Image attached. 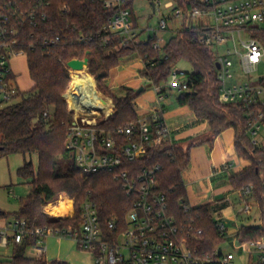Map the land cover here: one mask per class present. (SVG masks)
<instances>
[{
	"label": "built area",
	"instance_id": "2783aa9c",
	"mask_svg": "<svg viewBox=\"0 0 264 264\" xmlns=\"http://www.w3.org/2000/svg\"><path fill=\"white\" fill-rule=\"evenodd\" d=\"M55 1L64 14L70 11L72 1L101 4L111 13L104 26L110 35L104 38V46H108L113 38L116 49L133 43L152 42L153 49L161 51L168 41L162 44L164 38L159 36V32L171 31L169 24L181 18L182 24L173 31L174 35L185 23L181 10H175L172 0L151 1L154 13H163L164 2L165 9L171 14L163 16L154 30L155 34L147 38L142 37L144 30L135 25L128 0H0V96L3 101L13 103L20 93L11 61L17 56L27 58L25 49H19L23 27H35L40 21H45L46 9ZM198 1L204 7L192 10L187 24L189 21V26L200 30L197 41L212 50L220 83L219 102L241 105L248 117L247 135L254 144L263 146L264 82L261 80L264 76L256 75L264 64V44L256 33L264 31V28L256 25L264 24V0ZM63 39L58 35L51 43H59ZM89 39L82 37L80 40ZM65 65L71 82L63 97L72 117L66 148L73 154L83 177L101 172L113 174L123 190L135 199L127 212L125 225L117 219H104L98 204L87 199L81 206L79 227L45 226L35 230L39 238L30 248L34 257L44 258L48 237H67L79 250L90 253L95 264H264V240L237 241L231 252L218 249L211 254L200 252L193 246L192 239L202 235V229L194 220L183 226L169 213L166 196L158 189L160 166L141 170L124 168L125 163L143 158L149 148L159 147L164 142L173 143L171 130L164 119V103L168 91L174 89L182 93L189 90V74L173 68L167 79L155 87L160 107L151 116L141 117L118 128L113 134L100 123L114 114V102L100 93L89 65L82 71L71 69L68 62ZM90 83H93V89ZM92 90L94 94L90 96L89 91ZM229 167L225 165L224 169ZM238 195V213L250 216L253 211L251 187H243ZM71 202V212L67 216L53 215L47 210L49 206L60 204H49L41 213L68 221L75 213V203ZM217 227L220 234L226 236V225L219 222ZM29 232L25 220L14 219L0 229V248L22 244ZM253 250L258 253L255 260L252 258ZM239 252L241 256L237 262Z\"/></svg>",
	"mask_w": 264,
	"mask_h": 264
},
{
	"label": "trees",
	"instance_id": "16d2710c",
	"mask_svg": "<svg viewBox=\"0 0 264 264\" xmlns=\"http://www.w3.org/2000/svg\"><path fill=\"white\" fill-rule=\"evenodd\" d=\"M136 1L128 0V5L137 26L133 8ZM172 1L175 10H181L185 23L161 51L154 50L152 42L133 43L116 49L113 38L108 46H104V38L110 36L104 26L111 13L99 3L72 1L70 11L64 14L55 1L46 9L45 21H40L35 27H23L19 49L27 52L29 75L34 87L26 94L20 92L19 102L0 107V158L11 154L36 155L38 163L35 166L32 161L26 162L18 171L31 189L22 198L20 211L13 214L14 219L27 222L30 232L22 244L14 245L11 258L0 261V264H69L59 260L47 262L44 258L30 257L27 252L38 241L39 237L34 233L37 228L79 227L81 206L89 198L98 204L104 219H117L119 223L126 224L127 212L135 198L123 190L113 174L101 172L83 177L73 154L66 148L72 117L63 97L71 82L65 64L85 57L89 58V71L95 75L98 88L113 99L114 114L100 123L113 134L118 128L141 118L134 107L137 94L132 89L126 88L125 94L117 97L104 85L121 59L133 54L141 56L144 68L140 75L155 87L167 79L178 62L185 60L193 65L194 71L189 73V90L179 93L176 102L181 107H188L198 119L207 120L212 136H218L228 128L234 129L236 152L250 165L239 174L230 176L231 195L236 197L238 204L240 190L245 186L251 187L252 197L261 205L259 211L263 220L262 228L242 225L236 239L238 242L264 240V145L254 144L247 135L248 117L241 105L219 102L220 83L212 50L197 41L200 30L187 24L189 13L204 6L198 0ZM58 35L64 39L52 44L51 40ZM256 36L264 44V31H258ZM82 37L90 39L82 42ZM149 120L151 122L152 119ZM63 162L68 163L65 169ZM189 163L190 148L164 142L159 147L149 148L143 158L125 163L124 168L141 170L160 166L158 189L166 196L169 213L183 226L194 220L202 229V235L193 238L192 244L200 252L211 254L226 238L218 230L219 222L214 218L211 204L193 207L189 203L183 179ZM63 195L75 202V213L70 220L62 221L41 213L43 206Z\"/></svg>",
	"mask_w": 264,
	"mask_h": 264
},
{
	"label": "crops",
	"instance_id": "0c3cea01",
	"mask_svg": "<svg viewBox=\"0 0 264 264\" xmlns=\"http://www.w3.org/2000/svg\"><path fill=\"white\" fill-rule=\"evenodd\" d=\"M171 92L168 91V96ZM177 112L181 116L185 115L184 111L177 110ZM168 115L169 113L164 109V119L171 130L173 143L190 148V163L183 173L189 203L193 207H196L198 203L200 206L206 204L213 206L215 220L226 225L225 242L233 248L234 243L237 242L236 235L240 227L251 225L244 223V218L241 217L245 216V219H249L251 215L239 214L240 200L237 204L236 197L231 195L230 176L239 174L250 165V163H243L242 161L247 160L239 158L236 152L235 131L233 128H228L218 136H212L208 121L198 119L191 110L187 114L190 115V120L186 123H182L180 120L176 121L175 117H168ZM29 161L37 166L38 157L36 155L11 154L0 158V229L11 223L14 220L13 214L20 211L21 200L24 196L21 195L22 192L18 191L17 187L26 184V182L19 176L18 171ZM225 165L230 167L224 169ZM261 221L262 224L263 220L261 219ZM222 244L216 249L222 250ZM14 245L11 244L13 249ZM45 246L44 259L47 262L59 260L69 264H88L86 261L88 259L85 258H89L90 262L92 259L90 254L78 251L74 241L67 237H48ZM253 254L252 258L255 260L258 253L255 251ZM238 255L237 262L240 261L241 252ZM30 257H34V255Z\"/></svg>",
	"mask_w": 264,
	"mask_h": 264
},
{
	"label": "rangeland",
	"instance_id": "374dc122",
	"mask_svg": "<svg viewBox=\"0 0 264 264\" xmlns=\"http://www.w3.org/2000/svg\"><path fill=\"white\" fill-rule=\"evenodd\" d=\"M133 8L137 19V27H139L141 30H144L142 36L143 38L145 37L147 38L148 36H153L155 34L154 30L158 28L159 21L163 18V16H167L171 14L170 10L165 9L164 2L162 4V8H163L162 12L164 14L161 12L154 13L152 7L150 6V3L144 0H137L134 3ZM189 23L190 22L188 21V24ZM181 24H182V19L180 18L177 19L175 22L169 24L171 31L159 32V36L164 38L162 44H165L172 37L173 31L176 30L177 28H180ZM257 26L264 28V24L256 25V27ZM245 38L246 36L244 37V39ZM11 67L13 72L17 76V85L19 87L20 92L26 94L27 92L32 90L34 87V83L29 75V68H28L26 56H17L16 58H14L11 61ZM143 67H144V62L141 56H139L138 54L130 55L120 60V64L116 68L111 70L110 77L104 82L105 87H107L110 90L113 96L121 97L125 94L126 88L132 89L135 92V94H137V97L134 101V107L138 115L141 117H145L148 114H152L155 110H157L160 107L158 104V96L156 94L155 86L150 85L149 81L145 77L140 75V70ZM175 69L180 72L188 73V74L189 73L191 74L194 71L193 65L185 60L178 62V64L175 66ZM93 76L95 77V75ZM256 76H264V64H262L260 68V72ZM98 90L102 95H104V97L109 98L113 101L110 95L104 93L100 88H98ZM176 96H177V91L173 89L171 94L169 93V96L166 98V102L164 103V109L167 110V112L169 113L168 117L172 116L175 117L176 121L180 120L182 123H186L190 120V115H187L190 113V110L188 107L179 106L176 102ZM20 100L21 97L19 96L13 100V103L19 102ZM9 103L10 102L3 101L2 97L0 96V107H4ZM177 110L184 111L185 115L183 116L179 115ZM242 162L245 164L250 163L248 161H242ZM67 165H68L67 162L62 163V167H64V169L67 167ZM17 188L18 191L21 190L22 192L21 195L26 197L30 192L31 186L29 183H26L22 186H18ZM67 200L74 201L73 199H70L63 195L58 200L51 202L49 204L58 205L60 204V202L62 203L63 201H67ZM49 204L45 206H48ZM252 204H253V211L251 217L249 219H245V216H241V217L244 218L243 219L244 223L251 225L261 224L262 222L260 216L261 211H259L261 209V205L259 203L257 204L254 198L252 199ZM45 206L42 207L41 212ZM196 206L198 207L200 206V204L198 203ZM221 249L225 252L234 250L231 247V245L227 242L222 244ZM77 250L83 253H88L79 249ZM12 254H13V247L11 245L8 246L7 248H1L0 261L9 260ZM27 254L28 256H33L32 250L28 249ZM90 257L92 258L91 254ZM85 259H88L86 260L88 261V264L89 263L95 264L93 258L91 259V262L89 258H85Z\"/></svg>",
	"mask_w": 264,
	"mask_h": 264
},
{
	"label": "bare ground",
	"instance_id": "6f19581e",
	"mask_svg": "<svg viewBox=\"0 0 264 264\" xmlns=\"http://www.w3.org/2000/svg\"><path fill=\"white\" fill-rule=\"evenodd\" d=\"M90 86H92V89H93V87H94L93 83H90ZM89 93H90V96H92L94 94L93 90H92V92L89 91ZM70 208H71V201L67 200V201H63L58 206H55V207L49 206L47 208V210L54 215L62 214L63 216H67L70 214V212H69Z\"/></svg>",
	"mask_w": 264,
	"mask_h": 264
},
{
	"label": "water",
	"instance_id": "95a60500",
	"mask_svg": "<svg viewBox=\"0 0 264 264\" xmlns=\"http://www.w3.org/2000/svg\"><path fill=\"white\" fill-rule=\"evenodd\" d=\"M153 2H151V6L153 7ZM89 54V52H88ZM89 65V58L85 57L84 59L80 60V59H73L71 61L68 62V66L75 70V71H82L84 69V66H88ZM218 66V64H217ZM257 228H262L263 225L259 224L256 226Z\"/></svg>",
	"mask_w": 264,
	"mask_h": 264
}]
</instances>
